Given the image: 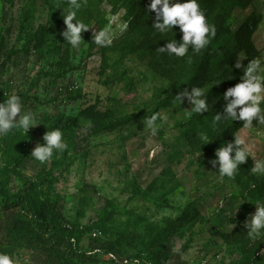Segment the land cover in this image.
Segmentation results:
<instances>
[{
	"label": "rangeland",
	"instance_id": "rangeland-1",
	"mask_svg": "<svg viewBox=\"0 0 264 264\" xmlns=\"http://www.w3.org/2000/svg\"><path fill=\"white\" fill-rule=\"evenodd\" d=\"M229 1V13L215 2L204 12L219 28L221 42L201 88L205 92L231 81L214 94L215 104H226L223 93L241 82L236 60L246 66L260 59L264 74V0L245 6L242 0ZM79 2L77 19L90 29L74 49L61 35L69 10L64 0H0V103L19 96L21 114L32 112L39 124L27 135L14 130L0 136V184L19 195L0 209V253L14 264H241L246 238L256 249L250 264H264V232L250 237L245 227L256 205L264 203V174L251 172L254 160L264 161V125L255 121L251 129L241 126L227 135L228 141L233 133L245 138L250 149L247 171L238 170L233 178L221 179L218 166L212 168L216 150L193 149L184 137L181 124L194 125L187 122V101L160 111L154 136L141 120L105 133L78 128L63 134L67 149L54 151L49 161L31 157L15 166L17 156L42 143L55 116H75L87 108L93 115L137 114L188 88L180 58L158 51L171 40L181 41L178 26L156 32L155 13L137 19L128 0ZM40 26L47 32L39 43L32 33ZM104 29L113 42L101 47L92 37ZM198 127L195 142L204 146L202 134L210 140L213 129L201 120ZM15 168L39 184V196L48 198L64 226L84 229L78 244L55 245L34 226ZM248 173L260 182L263 196L249 188Z\"/></svg>",
	"mask_w": 264,
	"mask_h": 264
},
{
	"label": "clouds",
	"instance_id": "clouds-1",
	"mask_svg": "<svg viewBox=\"0 0 264 264\" xmlns=\"http://www.w3.org/2000/svg\"><path fill=\"white\" fill-rule=\"evenodd\" d=\"M68 7L67 14L64 15L63 23L66 29L61 33L65 42L72 48H79L84 42L82 33L90 28L83 21L77 19V12L81 8L79 0H64ZM148 12L155 13V22L152 28L161 34L173 32L174 26H178L182 33V39L177 42L175 39L169 41L166 46L158 49L161 53H167L177 58L185 57L189 49L200 53L204 50L216 36L214 25L208 23L204 12L201 10L198 0H150L147 8ZM64 14V12H63ZM93 43L98 46H110L113 42L108 29L94 33ZM236 69H241L243 75L239 83L230 87L223 93V100L226 101L222 113L212 116L211 126L214 131H219L226 121H241L242 129H251L253 122L264 125V74L261 72L262 61L254 59L244 66L243 62L236 60ZM174 103L181 106L185 100L191 105L190 110H186L189 115H202L209 112L210 105L207 96L201 87H191L185 89L174 96ZM22 113L20 97L11 95L0 103V136H6L14 130H18L27 135L30 129L39 125L32 112ZM17 117L19 119L17 120ZM160 118V113H153L144 117V125L154 136L157 132L156 122ZM234 139L222 143L215 151V159L209 161L212 168L218 166V176L223 179L233 178L240 166L245 164L250 158L248 142L240 135L233 133ZM63 133L60 129L47 131L43 136V144H37L31 152V156L41 162L49 161L54 151H64L67 144L63 140ZM205 145L211 143L206 135L201 136ZM253 174H264V161L254 160L251 168ZM250 237L259 236L264 232V203L256 205V211L246 222ZM97 233H93V236ZM0 264H14L13 258L4 253H0ZM132 264H140L139 260H134Z\"/></svg>",
	"mask_w": 264,
	"mask_h": 264
},
{
	"label": "trees",
	"instance_id": "trees-1",
	"mask_svg": "<svg viewBox=\"0 0 264 264\" xmlns=\"http://www.w3.org/2000/svg\"><path fill=\"white\" fill-rule=\"evenodd\" d=\"M129 5L128 8L130 11L135 12L136 18L145 15L148 13L147 8L150 4V0H128ZM252 0H242L243 5L250 3ZM217 4L218 10H224L227 13L231 12L233 8V4L229 0H198L200 8L203 12L208 10V7L211 3ZM139 4L138 7L134 6ZM208 12V11H207ZM211 25L215 26L216 36L211 40V43L200 53H195L193 51H189L185 57L180 58V64L182 68L183 76L187 83V89L190 91L191 87H202L206 79V74L214 58L217 55L219 50L218 45L221 42V37L219 34V28L215 25V23L208 22ZM47 32V30L40 26L37 32L32 33V37H35L37 42L43 41L42 36L43 33ZM15 52H10L9 55L13 56ZM231 85V81H228L226 84L218 85L214 87H210L205 91L207 96V101L210 105L209 112L203 113L201 116L192 114L189 115L187 113V122H193L194 125L192 127H184L182 123V132L184 137L189 141L191 148H202L208 149L211 151H215L222 143L229 142L227 139V135L230 131L235 132L242 126L241 121H230L226 125H222L219 131H214L211 134V139L209 140L211 143L204 146H198L195 142V133L199 131L198 123L203 121V123H211L212 116L216 113H222L225 103L221 102L218 104L212 103V97L217 92L218 94L222 91L223 87H229ZM222 93V92H221ZM174 95H171L167 98H164L157 102L149 111L140 112L132 115H124V116H113L107 114H95L93 115L90 111V108L84 109L77 113L75 116H64L58 115L50 119L47 131H51L54 129H60L63 134L72 133L78 128H85L89 130L91 133H105L111 130L118 129L125 125H128L134 121H144V117L151 116L153 113L159 112L168 106L178 104L174 103ZM220 95V94H219ZM185 100L184 103H186ZM184 103L181 105L183 106ZM84 121H88L89 124L83 125ZM196 127V129H194ZM46 131V132H47ZM45 132V133H46ZM45 135V134H44ZM42 141L41 144H43ZM31 152L22 155L20 154L14 160L15 166H18L22 161L30 159ZM247 171L245 164L241 165L239 168L240 175ZM15 175L21 181V189L20 191L24 193V205L27 212L30 214L34 226L41 231L47 232L48 239L53 242L55 245H64L79 243L85 235L84 229H80L79 227H73L72 229H68L64 226L63 218L58 211H53L51 204L48 201V198L42 199L38 194L39 184L36 182L28 181L20 175V172L15 168ZM249 180V188L256 189L258 195H262V187L259 181H257L253 175H246ZM50 183V181H49ZM251 189H245V193L251 192ZM135 193H139V189L137 186L134 187ZM0 196L3 197L4 201H2V205H0V209L5 208L6 205L14 204L18 201L19 195H11L8 191L3 189V185L0 184ZM5 204V205H4ZM135 238V237H134ZM134 240V239H133ZM154 242L152 239L151 243ZM241 258L238 262L241 264H250V260L253 258L256 249L249 243V241L244 238L243 242L240 245ZM159 260H167V255H159Z\"/></svg>",
	"mask_w": 264,
	"mask_h": 264
}]
</instances>
